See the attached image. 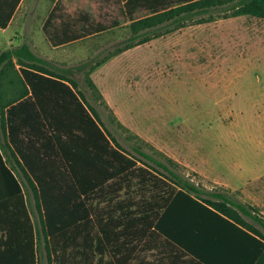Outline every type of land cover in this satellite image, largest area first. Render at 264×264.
Here are the masks:
<instances>
[{
  "label": "trees",
  "instance_id": "16d2710c",
  "mask_svg": "<svg viewBox=\"0 0 264 264\" xmlns=\"http://www.w3.org/2000/svg\"><path fill=\"white\" fill-rule=\"evenodd\" d=\"M20 1L0 0V28L8 25ZM219 14L264 17V0H55L42 30L52 46H61L127 23L130 35L123 45L130 47L189 21H207ZM88 64L76 67L82 69ZM64 71L38 55L26 41L0 49V85L7 76L9 83L21 82L25 87L24 91L13 92L6 102L0 91L2 131L5 104L25 103L32 97L35 104L41 105L42 98L47 101L57 97L51 90L59 87L71 90L62 79L72 85L77 81ZM71 94L75 99L71 111L75 116L76 137L82 142L78 149L68 155L66 149L58 152L46 146L32 162L29 155L20 152L30 175L29 183L33 184L30 192L39 212V224L30 211L28 192L8 165L0 142V264H40L42 247L50 261L56 254L60 264L69 263L71 254L79 257L74 264H90L94 255H97L95 264H128L133 241H140L150 233L166 234L165 220L179 204L192 214L201 209L209 212L254 240L258 246L254 257L264 249V218L255 207L225 192L195 184L140 147L135 150L141 158L131 157L101 126L83 93L74 94L71 90ZM50 129L51 132L39 137L61 146L58 125ZM14 133L10 121L9 135L16 143ZM58 153L64 157L66 175L58 166L61 162L55 159ZM84 163L91 174L76 175V179L78 183L80 178L90 181L89 186L70 189L67 184L72 178L70 173L75 172V165L83 168ZM58 171L63 172L61 177ZM57 181H64L66 188H53ZM122 182L126 186L125 198L107 208L106 217L99 214L94 217L88 200L102 192L121 190ZM114 209L118 210L116 215ZM106 253L108 259L103 262Z\"/></svg>",
  "mask_w": 264,
  "mask_h": 264
},
{
  "label": "rangeland",
  "instance_id": "374dc122",
  "mask_svg": "<svg viewBox=\"0 0 264 264\" xmlns=\"http://www.w3.org/2000/svg\"><path fill=\"white\" fill-rule=\"evenodd\" d=\"M54 2L22 0L10 25L0 28V45L10 37L50 45L42 25ZM129 35V25L122 23L73 42L69 57L53 55L69 66L90 62L73 69L77 87L115 143L137 159L140 147L188 179L199 178L204 168L227 173L264 166V17L219 14L124 47ZM122 186L88 200L94 217H106L105 210L125 198V182ZM215 189L242 201L238 191L217 184ZM39 254L40 264H60L56 254L50 261L43 247ZM75 258L71 254L67 264Z\"/></svg>",
  "mask_w": 264,
  "mask_h": 264
},
{
  "label": "crops",
  "instance_id": "0c3cea01",
  "mask_svg": "<svg viewBox=\"0 0 264 264\" xmlns=\"http://www.w3.org/2000/svg\"><path fill=\"white\" fill-rule=\"evenodd\" d=\"M10 22L2 30H5L10 25ZM26 42L31 45L35 52L36 46L43 43L44 50L42 53H36L50 60L58 68L65 69L64 74L75 79L77 84L72 85L69 81L62 80L70 86L74 94L81 92L77 87L80 82L73 72L77 65L69 66L58 63L54 60L56 57L53 56L54 54L65 53V57H69L67 46H70L75 41L61 46H52L49 43L50 46L45 41H40L38 44L31 41ZM18 43L21 42L13 41L12 37H10L5 45H0V49ZM11 75L13 74L11 73L10 77H12ZM24 89L25 87L21 82H17V84L9 83L7 76L4 78V84L0 85V91H3L5 102L13 92H21ZM71 90L66 87L51 90L50 93L57 97L47 101L42 98L41 105L39 103L35 104L32 97L31 100L25 103L15 101L11 104H5L4 132L0 128V142L5 151L7 163L18 176L24 190H32L33 184L29 183L28 176L30 175L26 170V164L20 152L29 155L32 162L38 159V151L45 149L46 146L47 149L58 152L61 148L66 149L68 155H70L71 151H75L78 149V145L82 144L81 140L76 137L75 116L74 112L71 111L75 106V99L71 94ZM30 94L31 90L26 97ZM10 121L14 128L16 143L11 141L9 135ZM55 125H58L57 133L62 136L61 140H59L61 146L58 144L59 142L47 141L41 139L43 136L39 137L45 132H51L50 128ZM65 134H68L69 138ZM84 147L86 148V140H84ZM55 159L61 162L62 165L59 164L58 166L64 171L63 166L66 165V163H62L64 162V157L58 153L55 155ZM84 160H86V155ZM80 168L75 165V172L70 173L72 178L71 181L67 182V184L71 185L70 189H86L90 184V181L82 180V178H80L79 183L77 182L76 175L83 174L86 176L91 174L89 167L87 170L86 163H84L83 168ZM62 171H58L57 175L59 177H61L60 174H63ZM199 171V178L190 179L195 184L213 191H220L215 189L216 184L224 185L232 192L238 191L237 194L242 199V202L255 207L257 213L264 218V166L259 167L257 170L245 168L231 170L227 173H219L213 167L200 169ZM66 173L65 170L64 175ZM257 180L262 182L258 183ZM62 182L57 181L53 188L65 189L64 181ZM165 226L168 228L166 234L150 233L140 241L137 239L133 241L132 256L128 264H264V249H260L254 257L258 247L254 240L231 225L222 222L217 216L202 209L192 214L179 204L177 210L167 216ZM107 256L106 253L104 260L102 258L103 262L108 259Z\"/></svg>",
  "mask_w": 264,
  "mask_h": 264
}]
</instances>
